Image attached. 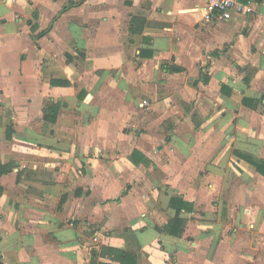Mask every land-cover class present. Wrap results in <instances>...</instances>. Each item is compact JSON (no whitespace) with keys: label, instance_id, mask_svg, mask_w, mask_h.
Masks as SVG:
<instances>
[{"label":"crops","instance_id":"0c3cea01","mask_svg":"<svg viewBox=\"0 0 264 264\" xmlns=\"http://www.w3.org/2000/svg\"><path fill=\"white\" fill-rule=\"evenodd\" d=\"M208 1L0 0V264H264V0Z\"/></svg>","mask_w":264,"mask_h":264},{"label":"trees","instance_id":"16d2710c","mask_svg":"<svg viewBox=\"0 0 264 264\" xmlns=\"http://www.w3.org/2000/svg\"><path fill=\"white\" fill-rule=\"evenodd\" d=\"M66 9L67 8H65V10ZM51 84L53 86H60L63 84L66 85V83L61 81H52ZM58 113H59V106L57 104L48 107L44 111V117H43L44 122L46 124H54L56 122ZM235 155L240 159L246 161L250 165H252L255 168L256 172L262 177H264L263 161L255 160L249 156L239 154L237 152H235ZM3 173H4V168L0 166V175H2ZM170 206L172 208H175L178 212L180 211V209L189 210L191 208L190 204H187L176 198L171 199ZM195 230H196V224L193 221L187 219L175 218L174 220L168 223V225L164 229V232L170 235H175L181 239L188 241L191 239ZM102 255L108 256L110 259H112L115 262H118L119 264H136V257L132 252H127V251L124 252L112 248H104Z\"/></svg>","mask_w":264,"mask_h":264},{"label":"built area","instance_id":"2783aa9c","mask_svg":"<svg viewBox=\"0 0 264 264\" xmlns=\"http://www.w3.org/2000/svg\"><path fill=\"white\" fill-rule=\"evenodd\" d=\"M250 14L252 9L239 0H209L203 8V20L206 22H226L232 13Z\"/></svg>","mask_w":264,"mask_h":264}]
</instances>
